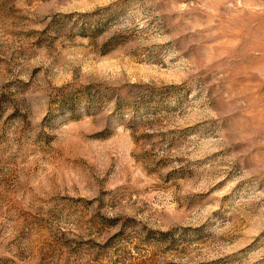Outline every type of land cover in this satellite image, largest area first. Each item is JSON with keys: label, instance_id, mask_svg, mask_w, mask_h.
Returning a JSON list of instances; mask_svg holds the SVG:
<instances>
[{"label": "rangeland", "instance_id": "obj_1", "mask_svg": "<svg viewBox=\"0 0 264 264\" xmlns=\"http://www.w3.org/2000/svg\"><path fill=\"white\" fill-rule=\"evenodd\" d=\"M0 264H264V0H0Z\"/></svg>", "mask_w": 264, "mask_h": 264}]
</instances>
